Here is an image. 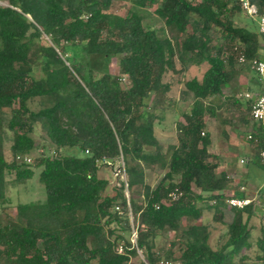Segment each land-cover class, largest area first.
<instances>
[{"label":"trees","instance_id":"obj_1","mask_svg":"<svg viewBox=\"0 0 264 264\" xmlns=\"http://www.w3.org/2000/svg\"><path fill=\"white\" fill-rule=\"evenodd\" d=\"M0 1V264H235L234 257L249 245L255 201L232 208L227 238L216 249L209 243V226L196 220L212 209L222 221L226 198L249 194L219 170L205 122L206 116L217 117V110L234 113L240 123L252 118L251 107L235 95L213 102L237 67L260 53L257 28L235 23L243 11L239 1L137 0L159 3V28L145 27L135 11L111 13L116 0ZM251 1L257 14H264V0ZM43 35L48 41L40 43ZM112 56L118 57L117 74L97 69L99 60ZM37 62L43 72L38 78ZM202 63L207 67L200 78L175 79L183 85L180 99L190 98L192 106L176 120V142L163 152L155 126L164 118L159 111L176 103L172 80L164 74H182L188 64ZM35 98L42 100L37 109L30 107ZM36 125L52 154L40 153L30 163L23 156L36 147ZM8 132L11 159L3 151ZM252 136L246 137L254 151L248 164L264 167L258 156L264 147L261 130ZM120 158L126 187L118 177L111 179ZM101 166L111 168L109 175L99 176ZM34 168H40L45 197L18 202L15 216L9 215L7 184L31 179ZM155 168L164 172L152 186L145 171ZM135 186L141 200L132 193ZM175 187L181 195L169 200ZM132 225L135 242L125 236ZM166 230L179 234L161 253L155 238ZM258 243L262 254L255 258L264 264V239Z\"/></svg>","mask_w":264,"mask_h":264},{"label":"rangeland","instance_id":"obj_2","mask_svg":"<svg viewBox=\"0 0 264 264\" xmlns=\"http://www.w3.org/2000/svg\"><path fill=\"white\" fill-rule=\"evenodd\" d=\"M4 2L0 1V4H3ZM159 5L158 2H153L150 4L145 5H139L137 3V0H116L112 3L109 11L113 14H120V15H126L127 13H130L131 11H135L138 14L142 16V22L145 27L149 28H159L163 26L162 20L158 17V15L155 12V8H157ZM191 19H195L194 15H191ZM235 23L238 25H246L249 28H257V17L256 16H249L246 15L243 11L236 14L235 17ZM251 20H254V23H251ZM45 41H48V38L43 35L42 40L40 43H44ZM118 57L112 56L108 59H101L96 63V67L98 70L110 72L113 74L118 73ZM179 66V65H178ZM243 68H245L248 73L251 72V68L249 65H242ZM207 64L202 63L199 65L196 64H188L186 70L182 73H172L167 72L164 74V80H172V90L170 91L171 95L175 96L176 103L172 106V108H168L163 112H160V114H163L164 118L162 121L158 124H156V135L159 140V143L161 145L162 151L165 152L167 150V147L172 142L174 143L176 141L175 135H174V128L171 129V132H165L163 127L164 123H167L168 120L173 118H181V113L184 111H189L192 106L191 99L187 100H181L180 99V91L182 89V84L175 83V79L177 76H184V78H191V77H197L200 78L206 69ZM253 72V71H252ZM251 72V73H252ZM33 75L34 77L38 78L43 76V72L40 69L39 63L37 62L34 65L33 69ZM173 76V77H172ZM122 84L125 85L128 83V80L126 77L122 79ZM44 101V100H43ZM147 102H150V99H147ZM42 103L41 98H35L33 101L30 102V107L33 109H37ZM222 115V114H221ZM220 115V116H221ZM220 116L216 119H213L211 117H206V121L208 126L212 129V132L214 133L213 136H219L220 128L224 125L220 123ZM227 116V115H225ZM231 117V115H230ZM227 118V117H226ZM232 118V117H231ZM234 118V117H233ZM232 127H229V130H231ZM233 130V129H232ZM11 133H7V137H5L3 142V151L4 155L7 159H11L10 153H9V145L11 142ZM32 136L35 140L36 147L35 149L27 155L30 158V163L33 162L34 158L38 156L40 153H47L52 154V148H50L49 140L44 132V130L39 126L36 125L34 128V131L32 133ZM247 137L245 134L244 137ZM244 153L243 150L237 151L234 155V159L237 160L238 154L241 155ZM121 165L120 161L117 160L112 165L113 175L111 176L112 181H117L116 177H118V181L122 179V176H117L114 173L117 171L118 167ZM223 165V164H222ZM221 165V166H222ZM248 168L254 167L253 170L249 169V173L245 174V180H246V191L250 194L252 193L256 199L255 202V211L256 214H254L249 224L250 227V235L248 237V246H244L240 249L239 253L234 257L235 264H261L257 259L255 258L256 255L262 254L261 247L258 243V240L262 237L264 239V220L261 219L260 213L263 210L264 205V168L261 166H258L253 163L244 164ZM107 166H101V168L98 171L99 176H105L109 175ZM111 169V168H110ZM40 168H34V175L31 179L26 180L24 183H8L6 186L5 193L7 197L9 198V203L6 205V212L9 215L15 216L16 214V204L18 202H27L31 200H41L45 197V191L43 188V185L38 181V172ZM163 170H160L159 168L155 169H147L145 171V181L149 183L152 186H155L157 182L160 180V178L163 175ZM239 173V172H238ZM125 177V175H123ZM7 178L10 180L13 178V173L8 174ZM117 181V182H118ZM116 182V183H117ZM140 187L135 186L132 190L133 195L137 200L142 199V195H140ZM125 194L128 196V191L125 189ZM223 209V220H216L214 218V211L212 209L210 210H203V214L200 219L196 220L197 223L204 222L209 226V243L212 248L216 249L219 248L226 240L227 238V223L231 221L233 216V210L230 208L227 203L225 202L222 206ZM129 221L134 222L133 216L129 214ZM179 234V232H173V231H164L163 233L159 234L155 238L156 248L160 249V252L163 253L166 249L170 247V243L175 240L176 236ZM125 236H127L129 239L131 238V233L125 232ZM179 244H176L173 248L176 252V254L179 253ZM139 257L142 258V254L139 251L138 253ZM241 256H245V259L242 261L239 260Z\"/></svg>","mask_w":264,"mask_h":264},{"label":"crops","instance_id":"obj_3","mask_svg":"<svg viewBox=\"0 0 264 264\" xmlns=\"http://www.w3.org/2000/svg\"><path fill=\"white\" fill-rule=\"evenodd\" d=\"M252 72V70H251ZM249 72L243 68V66L237 67L235 75L232 77L229 83L223 86L222 94L213 98V102L216 105L220 102L225 95H235L244 106H250L251 99L245 97H238V93L250 92L252 95H256L264 92L263 83L259 80L254 73ZM217 117H211L216 119L220 116V123L224 126L220 128L219 136H213L212 129L208 126L206 117V130L209 131L211 137V143L208 146L209 151L218 155L219 170H224L228 176H230L236 185H240V188L246 190L245 174H248L249 168L244 165L248 164L250 158H254V151L250 146V142L244 135L254 132L260 129L258 124L250 118L247 123H240L236 119L234 113L225 114L221 110L216 111ZM227 115V116H225ZM231 115V117H230ZM227 117V118H226ZM234 117V118H233ZM176 120H182L181 118H173L164 123V131L171 132L174 128V135L176 139ZM229 127H232L229 130ZM176 142V141H175ZM174 142V143H175ZM173 142L171 144H174ZM243 150L244 153L238 154L237 160L234 159V155L237 151ZM244 158L245 162L241 163L240 159ZM223 164V165H222ZM222 165V166H221ZM262 167V166H261ZM264 168V167H263ZM254 167L251 168L253 170ZM239 172V173H238ZM230 192L228 189L227 192ZM248 197H255L252 193L248 194ZM256 202V199L254 200ZM231 208V207H230Z\"/></svg>","mask_w":264,"mask_h":264},{"label":"built area","instance_id":"obj_4","mask_svg":"<svg viewBox=\"0 0 264 264\" xmlns=\"http://www.w3.org/2000/svg\"><path fill=\"white\" fill-rule=\"evenodd\" d=\"M241 8L243 9L244 13L249 16H256L257 17V30L260 35V53L258 54L257 57L253 58L249 66L251 70L257 75L259 80L263 83L264 85V14H257V7L254 2L251 0H238ZM239 61L243 62L244 57L243 55H240ZM238 97H245L251 99V115L253 120L258 124L261 132H262V137L264 141V92L252 95L250 92H244V93H238ZM247 138H253L252 133L247 134ZM259 159L262 164H264V147L259 151ZM20 158V157H17ZM23 159L26 161H30V158L28 156H23ZM120 163L121 165L118 167L117 171L114 173L117 176H122V181H124L125 187H126V174L124 172V163L122 158H120ZM240 162L243 163L245 162L244 158L240 159ZM125 175V177L123 176ZM242 189V187H241ZM181 191L175 187L172 190L168 192V199L169 200H176L180 197ZM253 197H238V196H229L226 198V203L229 207H239L242 208L252 202H254ZM264 206V205H263ZM116 209H118V206H116ZM129 214L131 216V213L129 211ZM260 217L262 220H264V207L262 212L260 213ZM136 228L132 225L131 226V238L130 240L132 242H135L136 239ZM117 251L121 252L122 251V246L119 245L117 247Z\"/></svg>","mask_w":264,"mask_h":264}]
</instances>
